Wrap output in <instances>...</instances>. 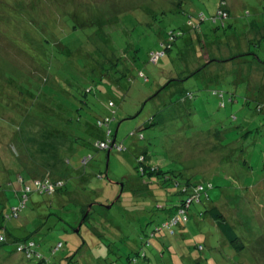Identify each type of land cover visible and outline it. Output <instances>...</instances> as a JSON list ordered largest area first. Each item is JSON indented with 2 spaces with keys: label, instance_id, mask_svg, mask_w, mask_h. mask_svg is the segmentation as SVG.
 Wrapping results in <instances>:
<instances>
[{
  "label": "rangeland",
  "instance_id": "rangeland-1",
  "mask_svg": "<svg viewBox=\"0 0 264 264\" xmlns=\"http://www.w3.org/2000/svg\"><path fill=\"white\" fill-rule=\"evenodd\" d=\"M11 1L0 0V14L4 11L8 16L7 20H0V35L7 44L12 42L24 50L29 47L28 42L11 34L20 23L9 5ZM49 3L52 9L47 26L57 22L60 30L67 33L70 21L60 11L71 10L84 13L90 22L94 20L96 26L106 29L104 39L97 32L88 34L82 53H76L80 62L90 53L99 57L102 52L106 58L110 57L109 45L113 44L114 51L124 52L133 76L144 71L149 82L143 83L136 77V83L128 86L124 98L111 84L94 85L92 93L81 94L76 102L82 108L81 117L107 114L106 103L99 101L102 97L117 103L114 136L128 151L114 148L117 146L114 140L109 151L100 142L99 150L96 149L93 145L103 133L94 132V127L87 131L82 122L78 123L81 136L91 147L88 144L76 149L63 132L56 131L43 119L28 116L34 104L33 94L39 92L44 98L40 89L44 82L38 77L31 83L27 74V70L30 73L37 66L34 60L18 56L10 63V53L2 54L0 183H5L2 198L6 200V194L10 197L7 190L10 174H14L13 180L20 173L28 176L26 181L35 191L34 179L41 191L42 182L45 185L49 181L59 182L56 187H61L72 176H84L82 173L85 176L69 181L75 191L67 196L69 202L60 198L58 205L53 197L54 215H48L46 207L51 197L36 192L17 220L4 219L0 203V225L6 229L3 232L8 238L3 246L0 244V264H35V256L29 260L22 251H17L18 242L27 238L36 242V250L46 264H130V257L138 258L135 264H147L137 257L144 250L150 259L148 264H264V189L259 187L264 183V136L258 131L264 120L253 111L255 103L247 106L245 100L251 95L250 89L260 88L264 92V0H50ZM226 13L230 16H225ZM220 14L221 20L215 21ZM44 25L20 23V28L29 36L33 30L39 33ZM172 31L178 36H172ZM165 37L170 38L168 41L176 40L163 61L155 65L150 62V55L165 50L161 44ZM75 44L76 39L71 42L72 46ZM248 51L253 56L235 58ZM158 57L159 54L155 59ZM51 69L55 66L51 65ZM80 71L77 67L76 72L81 74ZM7 75L17 79L15 87L13 84L9 87ZM53 77V81L47 77V84L50 80L56 85L57 93L62 79L58 75ZM169 79L176 81L165 86ZM25 84L28 89L20 93L17 86L22 89ZM99 89L104 93L93 95ZM189 91L195 97L182 102ZM148 96L151 97L147 99ZM82 97L87 103L82 102ZM37 109L45 115H61L53 101L45 100ZM141 134L144 139L139 138ZM69 150H74L73 156ZM145 152L155 157L154 162L166 172L182 173L177 177L180 182L191 179L209 188L211 184L213 188L208 191L211 203L226 215L245 248L236 251L220 244L221 234L210 215L203 213L204 203L192 205L189 222L174 226L176 235L157 231L168 219L169 209L185 195L180 193L181 186L165 180L163 175H146L149 168L142 173L137 170L136 158ZM89 155L93 159H83ZM100 173L105 180L97 179ZM167 175L170 179L171 174ZM36 202L46 209L36 206ZM89 202L97 204L90 219L82 217L87 223L77 232L80 209ZM154 231L156 236L152 237ZM163 238L170 247L162 244ZM146 241L150 243L144 247ZM189 242L205 244L204 251H192Z\"/></svg>",
  "mask_w": 264,
  "mask_h": 264
},
{
  "label": "trees",
  "instance_id": "trees-1",
  "mask_svg": "<svg viewBox=\"0 0 264 264\" xmlns=\"http://www.w3.org/2000/svg\"><path fill=\"white\" fill-rule=\"evenodd\" d=\"M49 2L50 0L48 1L47 0L45 1L44 0H13L9 4L11 9L14 11V15L16 16V18L19 20L20 23H27L30 26H32L36 22L45 24L39 33H36L33 30L32 35L29 36L27 34L28 32L23 30L21 32L20 23H18L15 26L13 32L11 31V34L13 36L14 35H16L17 37L19 36V38H22L23 41H25L26 43L28 42L29 44L28 48L21 50L18 46H15V44L12 42H8L7 44L4 37L0 35V38L3 39L2 41H0V58H2V54L6 55L10 53L9 54L10 55L9 58L11 60L10 63L16 61L18 56H21L20 58L33 59L34 63H36L37 66L33 69V71H30V73L27 70V74H30L29 76H31L29 79L31 80V83H34L32 80H36L38 77H40L42 82H44L40 88L42 90V93H44L43 99L39 92H36L35 94H33V92H30L34 95L33 96L34 104L30 106L28 110L30 111L28 116L43 119L45 122L49 123L51 127L54 128L56 131L63 132L67 136L66 138H68L72 142L73 148L76 149L83 148L86 147L88 144L91 147V143L83 139L81 136L82 130L79 128L78 123L82 122L87 131L88 130L90 131L91 127H94L93 129L94 132L100 131L103 133V136L100 139H98L93 145V147H95L96 149L99 148L97 146V143L100 142L103 143L102 146H104V148H108L105 149V151H109L111 147V140H114L115 145H117L120 149L117 146L114 148H117L120 152L128 151V148L125 146V144L117 142L116 140L117 136L116 135L114 136V130L112 126L115 121V115L117 113L116 109L118 108L117 103L114 100L112 99L107 100L105 99V97H102L103 99L102 101L99 99L100 102L106 103V108H108L107 109L108 113L107 114L103 113L101 115H98V113L96 114L94 113V115H91V117H89L88 115L85 116L83 115V117H81L80 111L82 108L77 107L76 102L79 101L78 97L81 94L83 96H87L89 93H92L94 91L93 90L94 85L105 87L106 84L108 85L111 84V88L112 89L116 88L117 90H120L118 93L122 94L124 98L125 95L127 94L126 89L128 88V86H130L131 83L132 84L136 83V81H134L136 77H139L140 81H142L143 83L149 82V77L145 74L144 71H139L138 72L139 74L137 73L134 74L133 76V69H131V67L128 66L127 59L123 55L124 52L119 53L117 51H114L112 48L113 44L109 45V49L111 50L112 54L110 57H107L108 59L106 58L105 54L102 52H100L99 54L101 55L103 54L104 58L101 55L97 57L96 55L90 53L85 55L83 62H80L79 60L80 58H77L76 53H82V50L85 47L84 42H86L87 37L90 36L88 34H94L95 32H97L99 35H102L101 37L104 39L106 29L96 26L94 20L90 22V18L86 16L84 13H76L71 10H68L63 13L62 11H60V15L67 16L70 21L69 22L70 27L68 28L67 33L65 32V30L63 31L60 30V24H58L57 22H55L54 25L52 26H47L46 24L48 20L51 18L50 17L51 14L49 15V11L52 9V5H50ZM58 12L59 11H57V13H54L53 17L56 16ZM3 15L7 16V14L4 11L1 12L0 20L3 21L7 20L8 16L2 18L1 16ZM227 15L229 14L226 13L225 16ZM221 17L222 15L217 16L216 18H214V20L219 21L221 20ZM119 22L120 21L117 18L116 25H118ZM83 30H86L87 32H84ZM170 34H172V36L174 37L178 36V34L175 31H172ZM75 39L78 44L72 46L71 42H73ZM169 39L170 38L165 37L164 40L161 42V44L163 45V49L165 47L164 51L162 50V51L154 52L150 55L151 63L158 65L167 56L168 51L172 49V46L174 44L173 42H175L176 40L173 38L171 41H168ZM157 54H159V57L155 59V56ZM247 56H253V54H251V51L240 54L238 57L235 58H241ZM113 57L114 60H112ZM58 64H61L62 66L59 67ZM51 65H54L55 69H51ZM77 67H80L81 74L85 72V76L88 75V77H85L84 74L83 75L78 74L76 72ZM95 69L96 70L100 69L101 72L97 73ZM48 74H52V76H48ZM54 75H58L62 79L61 83L57 85L58 86L57 88H60V91H58L57 93L54 91V87H56V85L52 84L50 80H49V84H47L48 78L52 77V81H53ZM7 78L9 79L8 80L10 84L9 87L13 85L15 87L14 82L16 81L17 83L18 82L17 79L11 75H7ZM88 78L90 80L89 82L87 80ZM175 81H176L175 79H169L167 80L165 86L166 85L170 86L171 83ZM26 85L28 84L23 85L22 89H20L17 86L18 91L22 93L24 88L28 89V86ZM162 88H164V86H162ZM101 91L102 89H99V92H97L96 94L94 92L93 95L97 96ZM160 91L161 88L159 92ZM261 91L262 90L260 88H258V90L250 89L251 95L245 98V100L247 106H249L251 103H255L253 111L256 113V115L262 117V119L264 120V98L261 96ZM26 93L27 92L23 94ZM103 93L104 91H102V93L100 94ZM218 95L219 94L217 93V96ZM27 96H29V93L27 94ZM150 97L151 96H148L147 99H149ZM194 97L195 94L193 92L190 91L186 92L184 97H182V102H186L187 99L190 98L193 99ZM7 98L9 97L7 96ZM233 99H234V95H232V98L230 100L232 101ZM45 100L53 101V104H57V110H60L61 115L58 117H55V115H45L41 112L40 109H37V105L42 106L43 104H45ZM82 102L87 103V101H85L84 98L82 99ZM88 124L90 126H88ZM152 125H154V123ZM20 127L21 126L19 125L18 128ZM143 128L144 127H141L140 129ZM258 131L260 132L261 137L264 136V123H262L261 126L258 128ZM139 138L144 139L145 137L144 135L141 134ZM220 147L221 146H218L219 149ZM69 153L73 156L74 150L72 151L69 150ZM236 156H234L233 159H235ZM83 159L89 160V159H93V157L89 155L84 157ZM136 160L138 164L137 170L140 173H142L143 170H147V168L151 170L155 169V171L147 170L146 175L149 176L163 175V178L165 180L167 181L171 180L177 186H181L180 193L185 195V198H182L180 203L176 204L175 206H173V208L169 209L170 212L168 214V219H165L163 221L161 228L158 229L157 231L166 230L168 231L170 236L176 235L174 226L183 225V224L186 225L189 222L190 210L192 208V205L193 204L202 205L204 203L205 209L203 210L204 211L203 213H207L208 215H210V217L213 220L212 224H214L215 228L217 229V232L221 234L222 239L219 240L220 244H222L224 248H227V246L229 245L231 246L232 249H235L236 251H241L245 248V245L242 242V238H239V236L235 231L234 226L229 222L226 215L223 212H221L220 209L214 203H211L212 201L210 199L208 191L209 189H212L213 186L210 183L209 184L211 188H209L208 186H204L201 183H194L193 181H191V179H188L186 182H180L178 181L177 177L179 175L182 176L183 175L182 173L177 174V172L169 170L170 168L168 169L169 171L166 172L165 169L163 170L161 166L157 165L154 162L155 157H151L150 154H148L147 152L138 155ZM68 163H69V168L71 170L70 160ZM168 173L171 174L170 179L168 178L169 176L167 175ZM20 174H17L14 180L12 178L14 174H10L9 182H8L9 189H7L10 192V197H8V195L6 194L7 197L6 200L2 198L3 192L5 191V188H3L4 187L3 185L5 183L3 184L0 183V203L3 205L2 211L4 213V219L9 221L17 220L21 217V213L24 212L28 206L31 195L35 194V192L42 196L47 195V197H51L46 207L49 210L48 215H54V213L51 212L52 210H54L53 205L56 204L53 203L54 199L57 201L58 205L61 202L60 198L64 199L65 203L69 202L67 196L72 192L75 193L74 190H71V187L69 186V181L71 180V178L81 177L84 179L85 176L84 173H82L84 176H76V177L72 176L69 178V181L67 183H64L63 186L61 187H56L57 185H59V182L53 183L49 181L47 182V185H45V183L42 182V185L40 186L43 188V190L41 191L38 189L39 185L37 186L36 181L34 179V183L32 184L36 186V191H35L32 189V185L29 182L27 183L26 181L28 176L26 177L23 173ZM103 175L104 174L100 173L97 174L96 177L99 180H105ZM262 180L264 181V177H262ZM259 187L264 189V183L259 185ZM77 191H80V189H78ZM13 201L15 202L13 203ZM96 204H97L96 202H92V203L89 202L83 205V207H81L80 209L81 217L78 220V223L76 224L78 227L80 226V228L76 230L77 232L79 230H82L83 225L87 223V221H85L86 219H82V217L90 219V216ZM35 205L41 209H46L42 203L36 202ZM75 226L73 228L77 229L78 227ZM4 230L6 229L2 225H0V244L2 246L5 244L6 240L8 239L5 233L3 232ZM36 232H38V230ZM155 234L156 231L153 232L152 237L153 236L155 237L156 236ZM161 240H162V244L166 248L170 247V243L169 241L166 240V238H163ZM149 243H150L149 241H146L142 245H144V247H147ZM189 243L190 244L188 245L190 249H192V251L194 250V252L204 251L205 249V244L203 243L197 245H194L191 242ZM36 245L37 244L35 241L30 240V238H27L25 240L18 242L17 251L18 249L22 251V253L29 260H32L34 258L33 256H35L36 257L35 264H46V259L41 254H39V252H37ZM137 257H139V259L141 260L143 259L147 264L150 261V259L147 258V253L145 250L143 252L142 251L138 252ZM128 259L130 264L132 263L135 264L138 262V258L135 257L134 258L130 257Z\"/></svg>",
  "mask_w": 264,
  "mask_h": 264
}]
</instances>
